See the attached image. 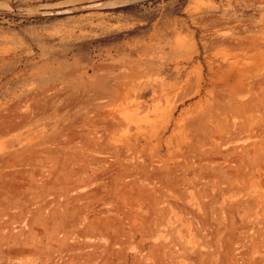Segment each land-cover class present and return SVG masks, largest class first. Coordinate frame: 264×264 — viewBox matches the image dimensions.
Returning a JSON list of instances; mask_svg holds the SVG:
<instances>
[{"label": "rangeland", "instance_id": "1", "mask_svg": "<svg viewBox=\"0 0 264 264\" xmlns=\"http://www.w3.org/2000/svg\"><path fill=\"white\" fill-rule=\"evenodd\" d=\"M0 264H264V0H0Z\"/></svg>", "mask_w": 264, "mask_h": 264}, {"label": "water", "instance_id": "2", "mask_svg": "<svg viewBox=\"0 0 264 264\" xmlns=\"http://www.w3.org/2000/svg\"><path fill=\"white\" fill-rule=\"evenodd\" d=\"M101 6H107V5L105 3H97V4L88 5V6H81V7H77V8H73V9H67L64 11L44 13L41 15H56V14H62V13H71V12H77L80 10L94 9V8H98ZM112 6H114V5H112Z\"/></svg>", "mask_w": 264, "mask_h": 264}]
</instances>
